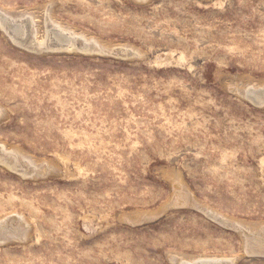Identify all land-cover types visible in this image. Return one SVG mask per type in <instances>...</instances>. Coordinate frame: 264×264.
Segmentation results:
<instances>
[{
    "label": "rangeland",
    "instance_id": "374dc122",
    "mask_svg": "<svg viewBox=\"0 0 264 264\" xmlns=\"http://www.w3.org/2000/svg\"><path fill=\"white\" fill-rule=\"evenodd\" d=\"M0 11L81 36L41 51L0 26V264H264V106L245 94L264 87V0Z\"/></svg>",
    "mask_w": 264,
    "mask_h": 264
},
{
    "label": "bare ground",
    "instance_id": "6f19581e",
    "mask_svg": "<svg viewBox=\"0 0 264 264\" xmlns=\"http://www.w3.org/2000/svg\"><path fill=\"white\" fill-rule=\"evenodd\" d=\"M6 15V18H5V23L8 25V26H12V32L14 33L13 34V38L14 40L19 43L20 45H27L29 47H32L33 49H48L51 47H57V48H60L58 47L56 44L59 43V44H64V45H67L66 48L65 47H61V49H65V50H73L72 52H75V48L76 45H75V42L76 40L79 38L80 40V34L77 35L75 32H73L72 30H69L68 28L60 25V24H57L55 21H53L52 19H50L49 23H50V26L47 28L46 31V35L44 37H41L38 38V33L35 32V29L34 27L37 25L36 22H35V26H34V22H32L31 20V17H29V22L26 23L24 21V18L21 17V16H18V17H12V16H8V14H4ZM28 15V14H27ZM25 17V16H24ZM26 18V17H25ZM35 19V18H34ZM33 19V20H34ZM48 23V22H47ZM5 24V25H6ZM25 24V25H24ZM6 25V26H7ZM48 25V24H47ZM7 26V27H8ZM46 26V25H45ZM83 37V36H82ZM11 38V37H10ZM85 38V37H84ZM82 38V39H84ZM92 40V39H91ZM90 39L89 40H85L86 42L90 43L91 41ZM95 41V40H94ZM79 42V41H78ZM92 42V41H91ZM86 43V44H88ZM92 44V43H91ZM89 45V44H88ZM26 46V47H27ZM100 46V45H99ZM84 47V46H83ZM81 47V48H83ZM101 49V48H100ZM126 49V48H125ZM128 49V48H127ZM47 50V51H48ZM90 51V50H88ZM133 51V50H132ZM55 52V51H53ZM66 52V51H64ZM77 52H80V51H77ZM86 52V51H85ZM91 52V51H90ZM89 52V53H90ZM93 53V51H92ZM113 53V52H111ZM138 54V53H137ZM100 55V54H99ZM119 56V55H118ZM135 57V56H134ZM133 58V57H132ZM137 58V57H136ZM246 97L248 96V98L253 101L254 99L253 98H259L260 100H264V87L261 89H255V87L251 86L250 88H248L246 90ZM264 106V105H263ZM3 148V147H2ZM1 152V151H0ZM4 152L6 153V151L4 150ZM13 152V151H12ZM4 153V154H5ZM8 153V152H7ZM10 153V152H9ZM8 153V154H9ZM9 155L11 156H18L16 153H10ZM4 157V156H3ZM17 157H15L16 159ZM7 158H5L4 160H6ZM1 157H0V161L3 162L5 165H8L5 163ZM18 160L16 159V162ZM29 161H31L29 159ZM19 162V161H18ZM2 163V164H3ZM32 164V163H31ZM9 166V165H8ZM41 167V166H40ZM15 168V166L13 167ZM23 168V167H22ZM17 169V168H16ZM39 169V168H38ZM17 172V171H16ZM19 174V173H18ZM20 175V174H19ZM26 177V176H25ZM38 177V175H37ZM217 214V213H216ZM207 215V214H206ZM214 216V214H213ZM218 216V214H217ZM20 218V217H19ZM24 219V218H23ZM23 222V221H22ZM27 224V223H26ZM1 228V226H0ZM5 228V227H4ZM244 228L242 227V230ZM19 231V230H18ZM24 231V230H23ZM1 233L3 234V232L1 231ZM21 234V233H20ZM27 234V233H26ZM11 236V234H10ZM26 236V235H25ZM27 237V236H26ZM25 238V237H24ZM14 239V238H13ZM12 239V240H13ZM21 240V239H20ZM17 241V240H16ZM235 260H222V259H219V258H215V259H208V258H199V259H196V260H192V261H183L181 260L180 261V264H223V263H228V262H233Z\"/></svg>",
    "mask_w": 264,
    "mask_h": 264
},
{
    "label": "water",
    "instance_id": "95a60500",
    "mask_svg": "<svg viewBox=\"0 0 264 264\" xmlns=\"http://www.w3.org/2000/svg\"><path fill=\"white\" fill-rule=\"evenodd\" d=\"M4 14H6V13H4L3 11H0V26L4 29V31H5V33H7V35H9L10 37H11V39L13 40V43H15V44H17V45H19V46H22V47H26L27 45H20L19 43H17L15 40H14V36H13V30H12V26H8L4 21H5V18H6V15H4ZM8 16H13V15H8ZM18 17V16H17ZM29 17H27V18H24V21L26 22V23H28L29 22ZM8 26H6V25ZM25 25V24H24ZM77 42H78V40H76V42H75V45H76V47L77 48H75V50H78V49H80L78 46H77ZM55 45H57L58 47H60L59 49H61V47H65L66 48V46L67 45H62V44H59V43H57L56 42V44ZM85 48H83V50L82 51H84L85 49H88V50H91L90 48V46L88 45L87 46V44H85ZM27 49H33L32 47H26ZM95 48H97L96 46H95ZM43 49H41V51H42ZM66 51H69V50H66ZM247 98H248V96H247ZM249 99V98H248ZM254 100L252 101L253 103H255V104H258V105H264V100H260L259 98H253ZM223 264H232L231 262H228V263H223Z\"/></svg>",
    "mask_w": 264,
    "mask_h": 264
}]
</instances>
